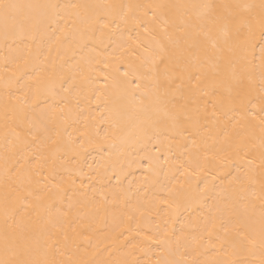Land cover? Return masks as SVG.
<instances>
[{"label":"bare ground","instance_id":"1","mask_svg":"<svg viewBox=\"0 0 264 264\" xmlns=\"http://www.w3.org/2000/svg\"><path fill=\"white\" fill-rule=\"evenodd\" d=\"M5 2L78 7L59 9L58 16L49 13L34 29L24 32L14 31L11 26L6 32L0 18V257L7 236L10 245L23 242L31 246L34 258L65 264L258 261V249L255 257L246 253L226 256L223 250L218 251L222 230L208 242L211 216L218 206L223 208L222 197L217 194L232 178L226 177L215 160L204 159L227 150L223 125L213 128L212 134L207 130L212 126L208 125L202 135L191 134L187 124L183 131L174 128L173 115L182 106L195 107V97L203 94H190L191 84L187 82L179 90L175 84L168 85L165 65L154 66L153 61L161 54V46L169 53L173 47L162 25L148 21L143 8L135 7L209 0ZM210 2L249 3L254 5L252 14L257 17L261 11V0ZM109 5L125 6L122 11L128 13L127 20L120 19V9ZM164 12L168 14L169 9ZM97 16L111 21L103 32L98 27L94 31L87 28V21ZM137 19L148 24V33L137 27ZM168 35L173 39L178 35L171 25ZM198 44L193 52L201 58L198 67L205 77L201 86L207 87L217 71L216 50L211 42ZM219 44L223 46L222 39ZM261 45L264 37L257 29L254 46L247 50V70L257 85L254 97L264 72ZM172 74L169 70L168 76ZM69 83L71 91L65 92ZM97 92L101 94L99 101ZM257 102L254 98L253 103ZM248 107L251 110V105ZM229 115L241 119L244 113L237 109ZM146 126L152 128L148 136L141 132ZM9 128L22 133L31 130L40 140L51 137L57 144L49 141L48 147L41 148L38 143H29L21 150L15 137L6 134ZM241 168L242 162L236 161L230 171L236 175ZM206 182L211 191L202 192ZM56 184L66 187L63 199L56 195ZM27 190L42 199L29 197L32 206L13 201L15 192ZM245 196L239 188L230 191L229 203L234 206L224 209L226 221H235L237 216L244 219ZM69 197L74 207L65 219L60 213L67 209ZM255 203L254 227L259 240V199ZM73 229L83 235L77 237ZM65 233L69 236L67 243Z\"/></svg>","mask_w":264,"mask_h":264},{"label":"snow or ice","instance_id":"2","mask_svg":"<svg viewBox=\"0 0 264 264\" xmlns=\"http://www.w3.org/2000/svg\"><path fill=\"white\" fill-rule=\"evenodd\" d=\"M77 7L75 4L21 5L0 0V18L3 19L6 32L9 26L14 31L24 32L26 29H34L42 22V17L49 13L52 16H58L59 9L68 10ZM108 7L120 9L122 12L120 19L127 20L128 13L122 11L125 6L109 5ZM135 7L143 8L142 14L148 18V21L162 25L161 30L168 36L169 43L173 47V51L169 53L167 48L161 46V54H158L153 61L154 66L156 64L165 65L168 85L175 84L176 89L179 90L184 88L187 82L191 84L190 94L193 92L203 94L195 97L193 101L195 107L182 106L180 112L173 115L174 128L183 131L186 130L184 125L187 124L192 129L191 134L202 135V129L207 128L208 125L212 126L207 129L209 134H212L213 128L223 125V142L227 145V150L212 157L206 155L204 159L205 161L210 158L215 160L220 170L225 172L226 177L231 176L232 178L228 180L227 186L222 187L217 194L222 197L223 208L218 206L211 216L210 226L207 228L208 242L210 243L214 234L222 230L224 236L221 238L218 251L223 250L226 256L229 254L240 256L246 253L255 257L258 249L259 259L258 261L256 259H232L217 262V264H264V72L261 73L258 95L254 97L257 85L247 70V50L250 46H254L257 29H259L260 36L264 37V0H261V11L258 17L252 14L254 5L249 3L214 4L209 0L205 3L147 4ZM165 9H169L168 14L164 12ZM173 9L175 12L171 11ZM110 23L111 21L97 16L87 21V28L94 31L98 27L103 32ZM136 23L137 27H143L145 33L149 32L148 24L143 20L137 19ZM170 25L178 33L175 39L168 35ZM215 33H219V37ZM220 39L223 40V46L219 44ZM198 42H211L213 49L216 50L217 71L213 82L207 87L201 86L205 79L198 67L201 64V58L193 52V48L199 47ZM221 61H223L222 67L220 66ZM261 61L262 68H264V45H261ZM169 70L173 73L172 76H168ZM124 74L127 76L128 72L125 71ZM107 80L106 76L105 81ZM127 83L131 84V81ZM61 86L63 87V83ZM104 87H107V83ZM136 87H140L139 83ZM71 88L72 85L69 83L64 91L70 92ZM100 95V92H97V101L100 100ZM254 98L258 101L257 103H253ZM200 100L203 101L202 105L199 103ZM248 105H251V110ZM237 109L243 110L244 115L241 117L243 123L241 119H235L229 115V113H235ZM181 116L184 117L183 120ZM229 125H231V130H229ZM141 132L144 136H148L152 133V128L146 126L141 129ZM6 134L15 137L21 150L29 143H38L41 148L48 147L49 141L52 145L57 144V140L51 137L40 140L31 130L22 133L16 128H9ZM83 143L84 141L81 140V146ZM39 159L40 157H37L38 162ZM236 161L242 162V168L238 169L236 175H232L230 169ZM27 162L25 159V163ZM44 179L47 180L48 177L45 176ZM70 179L71 183L75 184V179ZM256 185H259L258 192ZM53 187L56 189V195L61 199L67 195L64 184H56ZM237 188L246 193L243 205L244 219L240 220L237 216L235 221H226L223 218V211L225 208L234 206L229 203L230 191H235ZM49 191L51 192V189ZM201 191H211L207 182ZM32 196H35L37 201L42 199L31 190L17 191L12 199L32 206V202L28 199ZM257 199L260 201L259 240H257L254 227L257 216L255 203ZM164 203L171 207L167 200ZM73 207L74 201L69 197L67 209L61 210L60 214L67 219ZM14 212L13 209V214ZM217 213H220V216ZM73 231L76 232L75 229ZM81 235H83L82 232H76L77 237ZM203 239L201 237V240ZM64 241L65 243L69 241L67 233H65ZM53 246H55V241ZM211 246L215 247L214 244ZM0 264H65V262L34 258L31 246L23 242L10 245L6 236L4 255L0 257ZM66 264H87V262L68 261Z\"/></svg>","mask_w":264,"mask_h":264}]
</instances>
